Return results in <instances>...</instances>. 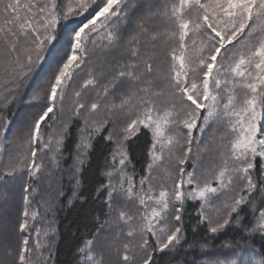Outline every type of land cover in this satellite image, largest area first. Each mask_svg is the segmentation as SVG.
<instances>
[{
	"label": "snow or ice",
	"instance_id": "obj_1",
	"mask_svg": "<svg viewBox=\"0 0 264 264\" xmlns=\"http://www.w3.org/2000/svg\"><path fill=\"white\" fill-rule=\"evenodd\" d=\"M77 203L74 264H264V0H0V264Z\"/></svg>",
	"mask_w": 264,
	"mask_h": 264
},
{
	"label": "trees",
	"instance_id": "obj_2",
	"mask_svg": "<svg viewBox=\"0 0 264 264\" xmlns=\"http://www.w3.org/2000/svg\"><path fill=\"white\" fill-rule=\"evenodd\" d=\"M42 78V77H41ZM39 83V80L34 81L32 87L35 88ZM19 112L17 108H13L9 113V118L16 120L19 115L24 113L25 106H18ZM137 144H142V141H137ZM134 151L136 155H139L140 148H136L134 146ZM101 158L99 156V149L97 150L96 155L93 157L92 166L87 170L85 174V187L91 191V189L95 185V181L97 179V164L100 163ZM139 167V165H137ZM93 207L92 204H85L81 206L79 203L68 210L64 208L63 210H57L55 214V227L57 229V233L55 236V248H54V260L55 264H74L75 261V252L77 246L81 243L82 238L85 237L86 233L92 230V225L89 220H85V211L89 208ZM191 211V209H189ZM87 224V227L85 225ZM230 237L236 238L232 233L229 234ZM190 239L193 237L189 236ZM191 253L186 257L187 259L192 258Z\"/></svg>",
	"mask_w": 264,
	"mask_h": 264
}]
</instances>
